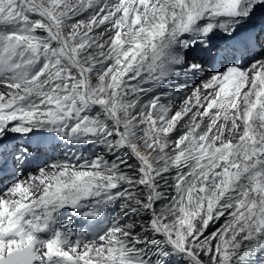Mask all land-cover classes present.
<instances>
[{
    "label": "snow or ice",
    "instance_id": "obj_1",
    "mask_svg": "<svg viewBox=\"0 0 264 264\" xmlns=\"http://www.w3.org/2000/svg\"><path fill=\"white\" fill-rule=\"evenodd\" d=\"M0 183V264H264V0H0Z\"/></svg>",
    "mask_w": 264,
    "mask_h": 264
},
{
    "label": "rangeland",
    "instance_id": "obj_2",
    "mask_svg": "<svg viewBox=\"0 0 264 264\" xmlns=\"http://www.w3.org/2000/svg\"><path fill=\"white\" fill-rule=\"evenodd\" d=\"M189 86H191V85H189Z\"/></svg>",
    "mask_w": 264,
    "mask_h": 264
}]
</instances>
